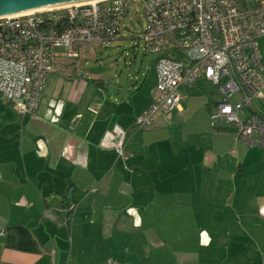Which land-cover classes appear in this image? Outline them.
Wrapping results in <instances>:
<instances>
[{
	"label": "crops",
	"instance_id": "obj_1",
	"mask_svg": "<svg viewBox=\"0 0 264 264\" xmlns=\"http://www.w3.org/2000/svg\"><path fill=\"white\" fill-rule=\"evenodd\" d=\"M78 60L58 62L66 80L47 98L50 74L35 114L0 97V264H264V147L211 126L218 93L139 128L149 72L129 99L90 97Z\"/></svg>",
	"mask_w": 264,
	"mask_h": 264
},
{
	"label": "built area",
	"instance_id": "obj_2",
	"mask_svg": "<svg viewBox=\"0 0 264 264\" xmlns=\"http://www.w3.org/2000/svg\"><path fill=\"white\" fill-rule=\"evenodd\" d=\"M140 7L145 24L132 32L130 51L171 57L157 58L155 93L135 125L148 128L158 115L181 110L184 89L204 79L219 96L211 126L234 128L239 142L264 147V116L254 105L264 95V0H99L0 17V97L19 115L35 114L58 62L129 38L123 34L126 21ZM112 133L117 157L125 161L128 133L120 128ZM77 207L68 205V226Z\"/></svg>",
	"mask_w": 264,
	"mask_h": 264
},
{
	"label": "rangeland",
	"instance_id": "obj_3",
	"mask_svg": "<svg viewBox=\"0 0 264 264\" xmlns=\"http://www.w3.org/2000/svg\"><path fill=\"white\" fill-rule=\"evenodd\" d=\"M126 23L127 28L124 29L123 34L129 38L114 41L108 46L94 45L93 48H85L81 52L78 62L70 69H67V72L74 70L76 75L79 74L80 77L78 79L81 82L80 89L83 88L82 90H84L82 94L90 97L96 95L108 97L109 92L112 97H115L118 89H121V95L118 98L121 99L127 95L129 99V97L131 98L136 93L137 88L142 82L145 81L147 71L149 72V76L143 85V89L150 92L155 91L156 83L153 77L155 62L159 56L165 55L171 57V55L169 52L144 53L143 51H136L135 53L137 54L135 57V53L130 51L134 43L131 36L132 32L142 30V26L145 24L142 8H139L134 20L130 21L128 19ZM261 44L264 51V37L261 39ZM51 74L48 81L49 87L46 90L47 98L57 93V83H63L66 80V74L59 69ZM71 83H74V81H70ZM133 84L138 85L135 88ZM198 87L200 89L198 91L196 89H184V92L188 98L197 97L201 89H203L205 93L203 102L208 101V99L210 100L209 97L215 99V94L216 92L218 93L217 87L207 80L199 82ZM254 105L264 115V95L261 98L254 99ZM233 143L236 145L235 139ZM238 147L241 151L246 152L244 148L246 146L244 144ZM253 148H257L255 151L260 150L258 147Z\"/></svg>",
	"mask_w": 264,
	"mask_h": 264
},
{
	"label": "water",
	"instance_id": "obj_4",
	"mask_svg": "<svg viewBox=\"0 0 264 264\" xmlns=\"http://www.w3.org/2000/svg\"><path fill=\"white\" fill-rule=\"evenodd\" d=\"M70 0H0V13L28 9L39 5H50ZM60 114V109L55 111L54 118Z\"/></svg>",
	"mask_w": 264,
	"mask_h": 264
},
{
	"label": "bare ground",
	"instance_id": "obj_5",
	"mask_svg": "<svg viewBox=\"0 0 264 264\" xmlns=\"http://www.w3.org/2000/svg\"><path fill=\"white\" fill-rule=\"evenodd\" d=\"M96 1H99V0H70V1L60 2V3L50 4V5H39V6L28 8V9L0 13V17H13L16 15H24V14L33 13L36 11L63 8V7H67L70 5L81 4V3H92Z\"/></svg>",
	"mask_w": 264,
	"mask_h": 264
},
{
	"label": "trees",
	"instance_id": "obj_6",
	"mask_svg": "<svg viewBox=\"0 0 264 264\" xmlns=\"http://www.w3.org/2000/svg\"><path fill=\"white\" fill-rule=\"evenodd\" d=\"M263 115V114H262ZM264 116V115H263Z\"/></svg>",
	"mask_w": 264,
	"mask_h": 264
}]
</instances>
